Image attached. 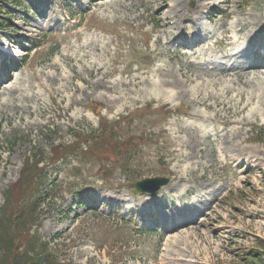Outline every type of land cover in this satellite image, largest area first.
Here are the masks:
<instances>
[{"label":"rangeland","instance_id":"374dc122","mask_svg":"<svg viewBox=\"0 0 264 264\" xmlns=\"http://www.w3.org/2000/svg\"><path fill=\"white\" fill-rule=\"evenodd\" d=\"M1 1L6 9L9 8L13 23V27L4 31L15 37L20 45L26 37H33L28 39L29 44L22 45L24 48L35 43L41 48L32 51L26 61L17 63V68L23 64V69L18 70L16 78L7 85L13 84L15 90L0 91V209L5 192L24 173L25 161L41 154L48 162V168L43 172L44 182L38 189L39 182L36 181L25 202L35 206L39 213L36 235L48 243L49 252L58 261L65 264H246V253L255 246L258 237L264 238V139L260 140V134L252 133L254 126L264 129V95L254 87H245L242 97L248 98L255 91L254 101L259 107L249 119L244 118V112L235 113L232 109L224 115H214L207 110L203 115L196 114V104L188 100L190 92L196 94L193 88L198 89L200 96L214 97L226 89L231 79L190 71L184 65L179 70V64L168 59L173 53L156 47V37L161 33L159 26L168 14L166 8L161 7L162 0H135L133 6L129 0H113L104 7L95 6L94 12L76 7L93 4L92 0H77L76 5L72 0ZM192 1L194 6H190ZM44 2L58 8V13L52 11L58 21L55 27H66L69 23L66 14L72 18L82 11L83 16L88 17L85 20L89 22L88 30L80 34L76 29L65 36L59 34L67 40L62 45L61 37L45 36L47 29L38 27L41 16L36 12L39 3ZM183 2L187 13L198 1ZM228 4L231 6L229 12L235 10L239 15L242 12V15L253 14L254 17L260 14L264 21V0H228ZM223 6L219 11L225 12L227 5ZM205 11L210 15L216 13L210 5ZM192 27L194 24L188 28ZM38 37L45 42H31ZM92 38L101 39L104 49L97 50L94 55L89 53L90 50L94 52V45L78 50L79 45ZM76 40L78 44L74 43ZM83 52L90 55V60L99 57L113 64L116 71L109 81L115 82L121 77L126 85L115 84L113 91L107 92L105 85L90 84L94 89L83 94L81 88L86 85L82 80L88 74L77 60L71 64L80 70L82 79H74L73 84L80 89L70 91L69 82L64 84L67 81L53 78L59 72L72 76L69 65L72 59L68 60V56L80 57ZM65 56L68 57L66 61ZM53 65L59 66L60 70ZM163 66L171 71L167 75L170 80L179 81L183 93L181 99H174L176 95L171 97L158 91L157 85L145 82L153 67ZM183 72L192 79L184 78ZM232 81L235 85L243 82L238 77ZM55 83L68 88L63 89V102L61 97L53 98L60 87ZM120 96L124 97L122 101ZM230 96L241 99L238 91H233ZM130 97H136V101L130 103ZM28 102L41 109L43 115L33 114ZM96 102L103 103L101 113L109 122L121 121L116 136L118 140L130 139L129 150L132 151L117 147L118 151H101L100 157L72 156L52 162L54 144L71 142L78 132L89 134L98 130L99 117L90 110ZM140 107L146 108L126 122L121 119ZM14 111H17L16 117H6L12 116ZM183 113H192L202 121H195ZM20 114L24 120L20 119ZM225 121L227 129H236V134H227L223 144L228 154L234 153L233 163L221 159L218 146L207 137L208 126ZM253 154L256 156L249 162L247 157ZM240 156L243 165L237 161ZM115 165L114 170L107 171L109 166ZM174 165L179 166L178 170H173ZM234 165H238V169ZM101 168L109 175L107 182L99 171ZM157 176H169L171 180L162 193L147 198L161 196L170 211L171 203L189 206L198 194L206 208L198 223L168 237L140 234L121 223L129 207L136 208L138 199L120 207L116 196L136 193L135 182ZM181 186L190 191H184ZM143 208L141 205V210ZM166 209L162 208L167 212ZM35 239L39 240L37 236ZM39 249L35 246L30 251L36 255ZM5 255L0 252V264Z\"/></svg>","mask_w":264,"mask_h":264},{"label":"bare ground","instance_id":"6f19581e","mask_svg":"<svg viewBox=\"0 0 264 264\" xmlns=\"http://www.w3.org/2000/svg\"><path fill=\"white\" fill-rule=\"evenodd\" d=\"M113 0H98L97 5H100L102 7L106 6L108 3L112 2ZM116 1H120V2H125L127 0H116ZM131 2V5L133 6V1L135 0H129ZM212 0H199V5L197 6V8L194 10V12L192 14H187L186 17L188 18L189 22H191V24H197L202 15L204 14V10L207 8V5L211 2ZM217 4V2H214ZM237 2H234L233 5H236ZM161 7L162 8H166V12L168 13L167 15H164V19L163 20L165 22V26H171V29L166 31V38L168 40H173V37H177L180 38L182 40L186 39L187 36H185V33L183 32L182 28V21L184 19L185 16V11H184V2L182 0H162L160 2ZM227 6H230V4H228ZM110 7L107 6L105 9H108ZM128 11H130V8H127ZM130 14V13H128ZM141 15V14H139ZM137 17V16H134ZM49 20L53 19V16L48 15ZM210 21H212L213 23H217L220 22L221 23V27H220V31H221V35L220 37H216L217 35H210L212 36L211 38L214 39V42L216 45H221V46H229L231 48L235 47V46H239V45H243L244 48L243 49H239L236 50L234 52H228L226 51L225 54V59H230V61H227V63H232V66L235 69L241 68V65L243 64L242 60H247V57L250 53H254L253 49H255V47L252 44H249L248 46H246L245 42H244V34L247 36L248 39H250L252 36H255L256 33H258V31L260 30L262 23H261V17L260 14L257 15V17H254L253 14H244L241 16H236L235 17V21L230 23L226 20H223V17L220 16H209ZM247 19H250L251 22H249ZM192 26V25H191ZM190 25H188L187 27H190ZM186 27V28H187ZM199 27V25H198ZM185 28V29H186ZM193 28V27H192ZM195 32H191L189 34H191L189 36V38H191L193 36V34L197 33V28H194ZM157 30V28H156ZM162 31H165V29H162ZM208 31L210 32V30L208 29ZM206 32V31H205ZM209 33L206 32V36L202 37V38H198V41L195 42L196 45L198 46H203L204 44L207 45L209 44V40L207 39V35ZM194 37V36H193ZM109 44V43H108ZM17 45V44H16ZM16 45L14 46V49H16ZM94 45V52H91V50L89 51V53H91V55H94L97 50L100 49H104L102 48L104 43L101 41V39L98 38H92L91 40H88L86 42H84L82 45H79V49L81 48H92ZM17 52V51H16ZM19 52V51H18ZM258 52V49H257ZM65 55V54H64ZM255 55V54H254ZM257 58L260 57V52L259 54L257 53L255 55ZM68 57L70 59H68ZM68 57H64V61L71 60L69 62L70 68L73 71V75L72 76H68L65 75L63 72H59L57 74L56 77H53L55 79L58 80H64L67 81L64 84H68V82L70 83V91H77L78 89H80V87H74L73 84V80L76 78H80L82 79L81 76V72L80 70H78L76 68V66L74 64H71V62H73V60H77L81 67L82 70L84 72H86L88 74V76L84 77V80H82L83 82H85L84 84L86 86V88H81V92L83 94H85L86 92L89 94L90 91L94 89V87H92L90 84H95L96 86H101V85H105L106 86V91L110 92L113 91L114 89V85L115 84H120L121 86L126 85V81L123 79H120L118 81L115 82H110L109 78L112 77L113 73L116 71L115 67H113V64H109V62H104L101 58L97 57L95 59L90 60V55L86 52H83L80 54V57H78L77 55H72V56H68ZM181 54L179 52H175L174 55L172 56L173 59H176L177 61L180 59ZM205 57H207V60H211V56H205V54H200L199 55V59L202 60ZM214 60L216 59L215 57L213 58ZM184 68L192 71V69H190L188 67V60H186L184 63ZM53 67L56 68V70H60L59 66L53 65ZM263 65H250L248 69H250V71H242L240 73V75L242 76H246L248 81H243L242 84L240 85H235V83L231 80L230 84L226 87L225 90L223 91H219L217 92V96L214 97H210V96H200L198 89L195 87L193 89L194 92L196 94H192V92H190V96L188 98V100L192 103L194 101V103L196 104L197 108L194 109L195 112L201 114V111H206L208 110L209 112H212L214 115H224L225 112H227L229 109H232V112L234 111L235 113H241L244 112V118L249 119V115L250 114H256L258 112V106H256L255 104V91H253V95L250 96L248 99H242L241 101L237 102L232 96H230V94L233 91H238V94L242 97L243 93H244V89L247 86L248 88H256L260 95H264V69H263ZM59 68V69H58ZM166 70V71H164ZM180 70V67H179ZM122 72V71H121ZM169 73H171V71L167 70L166 66L163 67H158L155 70H153L152 73H147V76L145 78V82H147L150 85H157V90L164 92L165 94L170 95L171 97L176 95L174 97V99H181L180 97H183V93L182 91L179 89V81L175 80H170V76H167ZM50 78H52V75H48ZM157 77V79H154V77ZM252 76V77H250ZM183 77L184 78H191V75H187L183 72ZM139 78V77H137ZM6 79V78H5ZM184 82H186V79H183ZM5 81L0 83V91H2L3 89H6V91L8 92H13L12 90L14 89V85H9L8 87L4 86ZM132 82V81H131ZM56 84V83H55ZM64 84H56V86H60L57 88V92L53 95V98H57V97H61L60 101L63 102L64 101V91L63 89H68ZM94 85V86H95ZM6 87V88H5ZM83 87V86H81ZM88 89V90H87ZM15 90V89H14ZM250 91H252L251 89H249ZM1 94V93H0ZM26 98H29V95L26 96ZM243 98V97H242ZM33 99V97L31 98ZM124 99L123 96H120L119 100L122 101ZM227 99V101H226ZM136 101V97L135 98H131L130 97V102H134ZM263 104V102H262ZM19 107V106H18ZM28 108L30 109V111L33 114L39 113L40 116L43 115L42 113H40L39 109L37 106H33L31 104V102H28ZM200 109V111L198 110ZM229 110V111H230ZM16 113L17 111H14L11 115H6L7 118L11 117L14 118L16 117ZM191 117H195L194 114H189ZM202 115V114H201ZM21 120H24V116L22 114L19 115ZM227 123V122H226ZM180 130V129H178ZM197 132V129H195ZM183 132H186V129L184 128ZM236 134V133H235ZM207 137H209V133H207ZM231 156H234V153L231 152ZM238 162H243V160L238 159ZM199 164V163H198ZM190 165L187 164V167H189ZM179 166L178 165H174V170H178ZM156 202V201H155ZM153 202V204H155L158 208L160 206L159 201L157 203Z\"/></svg>","mask_w":264,"mask_h":264},{"label":"trees","instance_id":"16d2710c","mask_svg":"<svg viewBox=\"0 0 264 264\" xmlns=\"http://www.w3.org/2000/svg\"><path fill=\"white\" fill-rule=\"evenodd\" d=\"M20 239L21 237L18 234L15 235L12 231H10L9 228L7 229L5 226H3L2 230H0V246H5L7 241L12 242V244L16 243ZM250 256V261L252 262V264H264V259H262L261 254L259 255L256 252L252 251L250 253Z\"/></svg>","mask_w":264,"mask_h":264},{"label":"water","instance_id":"95a60500","mask_svg":"<svg viewBox=\"0 0 264 264\" xmlns=\"http://www.w3.org/2000/svg\"><path fill=\"white\" fill-rule=\"evenodd\" d=\"M155 181H156V183L158 182V184L156 185V188H157V186H159V184L164 182V181H159V180H155Z\"/></svg>","mask_w":264,"mask_h":264}]
</instances>
